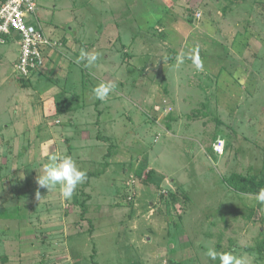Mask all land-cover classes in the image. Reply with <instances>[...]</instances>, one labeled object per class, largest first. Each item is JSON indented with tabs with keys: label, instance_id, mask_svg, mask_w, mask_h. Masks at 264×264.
<instances>
[{
	"label": "rangeland",
	"instance_id": "rangeland-1",
	"mask_svg": "<svg viewBox=\"0 0 264 264\" xmlns=\"http://www.w3.org/2000/svg\"><path fill=\"white\" fill-rule=\"evenodd\" d=\"M37 3L46 70L0 46V264H264V0ZM52 155L87 172L71 200L38 184Z\"/></svg>",
	"mask_w": 264,
	"mask_h": 264
},
{
	"label": "built area",
	"instance_id": "built-area-1",
	"mask_svg": "<svg viewBox=\"0 0 264 264\" xmlns=\"http://www.w3.org/2000/svg\"><path fill=\"white\" fill-rule=\"evenodd\" d=\"M13 42L20 47L16 69L23 78L30 79L35 71L46 68L52 57L48 52L56 51L58 44L44 32L37 0H6L0 5V45ZM222 149L221 143L217 150Z\"/></svg>",
	"mask_w": 264,
	"mask_h": 264
},
{
	"label": "clouds",
	"instance_id": "clouds-1",
	"mask_svg": "<svg viewBox=\"0 0 264 264\" xmlns=\"http://www.w3.org/2000/svg\"><path fill=\"white\" fill-rule=\"evenodd\" d=\"M98 57V53L88 52L82 49L77 58V63L85 62L84 66L89 68L96 64ZM115 87L112 83H100L93 88V95L97 99L104 101L114 92ZM86 179L87 172L81 170L76 161L68 155L50 156L49 162L43 166V174L37 177L38 184L43 188H47L49 192L59 186L60 194L64 200H71L75 190ZM37 197L40 199L39 193ZM256 199L258 202L264 203V188L259 190ZM206 256L213 261L219 259L220 264H249L247 257L244 255H237L233 252H217L214 248H209Z\"/></svg>",
	"mask_w": 264,
	"mask_h": 264
},
{
	"label": "trees",
	"instance_id": "trees-1",
	"mask_svg": "<svg viewBox=\"0 0 264 264\" xmlns=\"http://www.w3.org/2000/svg\"><path fill=\"white\" fill-rule=\"evenodd\" d=\"M6 0H4L3 2H5ZM51 40V39H50ZM52 42H55L53 40H51ZM0 46H5V45H0ZM49 61L48 60V64H49ZM47 64V65H48ZM47 68V66H46ZM46 68L42 71H35L33 73V75L31 76V78L35 75V74H38V73H42L43 71L46 70ZM17 73L19 74L20 78L21 79H24L26 80L27 78H23L22 75L19 73V71L17 70ZM229 185L234 188L236 191L238 192H242V193H247V192H251V193H255L256 192V186L253 187V185L256 183L255 180H253L252 178L251 179H248L246 177H243L241 175H234L232 177H230V179L227 180Z\"/></svg>",
	"mask_w": 264,
	"mask_h": 264
},
{
	"label": "crops",
	"instance_id": "crops-1",
	"mask_svg": "<svg viewBox=\"0 0 264 264\" xmlns=\"http://www.w3.org/2000/svg\"><path fill=\"white\" fill-rule=\"evenodd\" d=\"M41 25H42V24H41ZM50 37H51V40L54 41V39L52 38V36H50ZM57 42H58V41H55V43H57ZM55 54H56L55 51H49V52H48V56H49V57L52 56L51 59L55 56ZM1 55H2V54H0V57H1ZM51 59H50V60H51Z\"/></svg>",
	"mask_w": 264,
	"mask_h": 264
}]
</instances>
